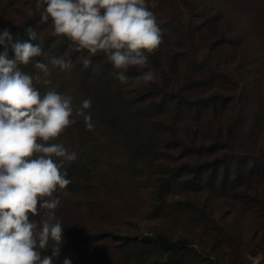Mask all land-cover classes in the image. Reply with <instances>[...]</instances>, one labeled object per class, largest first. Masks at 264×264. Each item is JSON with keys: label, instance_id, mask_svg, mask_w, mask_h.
<instances>
[{"label": "rangeland", "instance_id": "374dc122", "mask_svg": "<svg viewBox=\"0 0 264 264\" xmlns=\"http://www.w3.org/2000/svg\"><path fill=\"white\" fill-rule=\"evenodd\" d=\"M21 1L22 10L0 7V22L9 30L43 10L37 0ZM146 3L164 33L145 68L156 80L131 87L130 78L121 84L124 95L137 96L151 84L152 91L200 100V107L188 110L176 96L183 112L169 104L160 116L166 125L163 136L158 133L160 146L151 131L78 133L83 118L73 115L76 123L49 141L78 154L63 165L74 171L72 186L54 194L64 238L52 264L65 258L71 264H251L249 255L264 256V0ZM52 57L34 60L49 63ZM49 68L51 83L35 85L41 95L55 89L78 107L83 89L74 68ZM202 145L217 148L196 149ZM45 211L30 218L39 224ZM159 234L185 245L165 251L155 242ZM52 247L50 241L42 257L51 256Z\"/></svg>", "mask_w": 264, "mask_h": 264}, {"label": "clouds", "instance_id": "9594fccd", "mask_svg": "<svg viewBox=\"0 0 264 264\" xmlns=\"http://www.w3.org/2000/svg\"><path fill=\"white\" fill-rule=\"evenodd\" d=\"M43 9L41 23L51 20L54 37H66L76 52L87 51L80 58L85 69L92 67L91 56L103 52L106 62L116 71L122 84L129 68L145 69L148 56L163 42L162 30L146 0H37ZM30 40L38 34L28 29ZM7 28L0 29V45L11 41ZM14 58L0 52V264H52L59 255L64 233L55 210L60 205L54 194L71 183L63 170L65 162L78 158L61 143H49L72 124L73 115L82 117L91 130L90 98L74 107V98L55 89L41 95L36 84L51 83L49 64L61 70L73 67L70 60L52 57L49 63L35 60L36 75L21 70L20 65L33 63L46 55L39 44H12ZM156 75L148 70L131 78V87L154 83ZM44 218L34 222L30 214ZM53 242L52 255L42 257L41 250ZM251 264H262L264 256L249 255ZM63 264H71L65 258Z\"/></svg>", "mask_w": 264, "mask_h": 264}, {"label": "trees", "instance_id": "16d2710c", "mask_svg": "<svg viewBox=\"0 0 264 264\" xmlns=\"http://www.w3.org/2000/svg\"><path fill=\"white\" fill-rule=\"evenodd\" d=\"M25 5V2L21 0H0V7L4 8H17L16 10H22L21 7ZM21 8V9H20ZM42 12V11H41ZM41 12L34 13L29 20L24 22L20 28L10 29L11 41H6L5 45H0V52L5 50L12 54L10 59L14 58L13 52H11L12 44L16 42H30L33 45L40 44L42 45L43 51L46 53H53L57 57H63L66 61L70 60L73 64L74 71L78 74V80L82 85L83 97L84 99L90 98L92 101L91 108L87 110L91 115V119L95 116L96 123H92L93 129L104 130L107 132L118 131L126 134H140L143 131L157 132L156 137L158 143L156 146H160L161 139L158 136L160 133L162 136L165 133L164 128L166 125L164 122L159 119L162 114H164L169 107V104H174V110L178 113L183 112V106L181 101L175 102V97H183L173 91H166L160 87H154L153 91L151 90V84L146 87V90H140L138 95H129L126 97L124 93L122 83L115 78L111 64L106 62V58L103 52L97 53L95 56H91L92 67L85 69L82 64V59L89 56L87 51L76 52L74 47H70L71 41L66 37H54L50 35L51 29V20L47 23L40 22ZM0 29L6 28L5 24L0 22ZM28 29L34 30L38 34L37 40H30ZM164 36V33L162 34ZM11 43V45H10ZM65 51H68L67 54ZM38 59V57L36 58ZM34 62L28 65H21L20 68L26 73H30L32 67H34ZM31 69V70H30ZM146 69H137L129 68L125 73L129 78H134ZM32 72V71H31ZM134 92V91H132ZM130 93V92H127ZM153 94V95H152ZM152 95V96H151ZM159 99L151 104V102H146L147 99L151 101V97ZM185 98H182V100ZM185 105L188 110H198L200 107L197 103H200V100L197 102L189 101L185 99ZM146 105V106H145ZM206 106V105H205ZM193 108V109H191ZM88 129L85 125L84 120H77V132L82 133V129ZM177 140V138H175ZM218 145V143H217ZM217 145L209 147L200 146L196 147L197 150L205 149L207 152H213L216 150ZM201 148V149H199ZM214 166L217 167V164L220 163L219 160H214ZM191 169L193 167L189 166ZM63 170L66 171L68 179L71 180V183L67 186L70 187L73 184L74 171L69 167H63ZM194 172L197 174L200 172V169L194 168ZM155 242L165 251L175 252L182 249L185 245V240H171L167 236L159 234L155 238Z\"/></svg>", "mask_w": 264, "mask_h": 264}]
</instances>
